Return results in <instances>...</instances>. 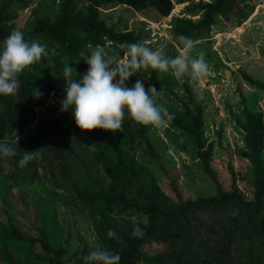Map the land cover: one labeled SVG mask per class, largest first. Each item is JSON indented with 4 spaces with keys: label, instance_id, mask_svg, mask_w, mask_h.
<instances>
[{
    "label": "trees",
    "instance_id": "trees-1",
    "mask_svg": "<svg viewBox=\"0 0 264 264\" xmlns=\"http://www.w3.org/2000/svg\"><path fill=\"white\" fill-rule=\"evenodd\" d=\"M29 2L0 0V46L16 30L18 15L13 7L25 6ZM112 4L141 15L154 12L161 19H167L174 9L171 0H63L54 20L42 16L31 31L24 33L29 42L46 45L48 55L18 75L16 95L0 96V144L15 151L10 157L14 175L7 173L4 162L0 163V184L20 179L28 181L29 174H36L34 154L26 165H20L23 152L28 148H24L19 138L35 121V108L43 107L51 93H62L67 87L70 78L64 76L66 66L72 67V74L82 75L81 64L97 46L111 43L127 48L130 43L149 40L150 33L144 32V28L119 31L110 26L102 11ZM187 13L192 17L200 14V18L197 22L175 20L173 35L177 42H180V36L194 41L215 26L217 17L225 22L238 20L243 9L235 0H212L188 9ZM241 75L255 89L262 87L246 73ZM183 88L188 102L183 104L182 110L170 102L156 103L166 107L171 114L172 118L167 122L170 130L180 132L190 144L184 146L169 135V130L159 129L168 137L169 148L198 159L206 174L216 183L209 167L213 147H206L202 135L203 110L195 102L189 85L185 83ZM37 90L39 97L34 94ZM240 102L243 116L230 114L244 132L246 157L254 181L251 199H247L235 183L228 190L219 186L215 195L195 201H185L177 193L176 198L171 199L149 174L155 165L162 166L158 145L165 146L147 126L137 124L126 115L121 129L107 136L106 131L99 129L81 132L73 119L64 117V130H74L83 140H90L89 144L96 150V160L110 180L106 192L94 190L88 182L89 187H82L77 198L82 205L80 208L94 222V232L102 249L119 254V264H264V127L261 115L247 109L244 97H240ZM59 133L44 137L31 134L28 147L34 146L33 141H40L42 145L35 154L43 165L55 163L62 171L65 170L63 154L70 145ZM50 142L55 145L48 146ZM56 142L62 143L58 146ZM84 172L83 180H88L92 173L86 167ZM4 201L6 204V200L0 197V202ZM26 207L29 208V203L23 198L22 205H15V213L6 209V213H10L0 218V262L5 263L4 260L8 259L7 264H20L17 259L12 260L11 255L5 256L7 250H12L15 254L27 252V264H65L61 250L51 245L43 227H35L38 238L19 231L14 216ZM133 216L146 217L147 223L126 220ZM118 217H125V220L119 222ZM137 224L143 229L142 237L132 236ZM110 230L117 236L110 237ZM149 244L158 246L151 255L142 251Z\"/></svg>",
    "mask_w": 264,
    "mask_h": 264
},
{
    "label": "rangeland",
    "instance_id": "rangeland-1",
    "mask_svg": "<svg viewBox=\"0 0 264 264\" xmlns=\"http://www.w3.org/2000/svg\"><path fill=\"white\" fill-rule=\"evenodd\" d=\"M29 1L28 5L13 7L18 15L15 29L23 33L31 31L42 16L54 20L63 0ZM211 1L171 0L174 9L167 19H161L154 12L143 15L133 13L126 7L115 4L109 5L102 12L107 23L119 31L125 28L129 30L135 28L139 31L144 28V32L150 33L149 40L144 42L146 46L153 50L164 46L166 55L174 58L183 51L182 43L177 42L173 35L175 20L188 19L197 22L200 14L192 17L187 10ZM235 1L243 9L241 18L225 22L217 17L215 26L193 41L194 48L190 57H195L200 52L205 54L210 67L208 76L194 78L189 74L177 79L171 71L160 73L151 69H140L126 82L131 87L137 79H141L145 89L155 86L159 91L156 102H170L180 110L183 109V104L188 102V95L183 88L186 83L193 92L195 102L203 110L202 135L206 147L208 145L213 147L209 167L216 183L206 174L198 159L184 151L169 148L168 137L159 128L147 126L150 133L156 139L162 140L163 145L167 147L166 149L158 145L162 166L155 165L149 174L171 199L176 198L177 193L185 201H195L215 195L219 186L228 190L234 183L247 199H251L254 181L246 157L244 132L236 125L230 112L243 116L240 97H244L247 109L255 115H261L264 127V0ZM104 48L108 57L115 58L114 65L120 59L126 58V47L105 43ZM81 67L84 69L81 73L83 75L88 66L84 62ZM227 71L231 74L230 78L225 74ZM242 72L260 82L262 87L255 89L248 85L241 75ZM77 75L78 73L72 74L67 85L70 80H75ZM64 96L65 90L59 94L51 93L43 107L35 108V121L20 136L24 148H28L27 152L34 154L36 174L34 176L29 174L28 181L20 179L18 182L0 184V197L6 200V204L5 201L0 202V218L10 213L8 211L6 213V209L14 212L15 205L17 207L22 205L24 198L29 203V208L20 209L16 215L14 214L19 231L38 238L35 227H43L51 245L61 250L65 264H90L85 257L91 251L102 247L94 232V222L80 208L82 205H79L77 195L82 191V187H86L85 185L89 187L88 182L94 190L106 192L110 180L97 162L96 150L89 144L90 140H83L74 130H64V117L73 119L71 110L66 113L60 111ZM163 128L169 130V135L182 145L190 144L180 132L170 130L168 124ZM58 132L63 135V141H68L70 145L66 152L63 146L65 154L62 162L65 170L62 171L55 163L52 166L48 163L43 165L42 160L35 154L36 149L42 145L40 141H33L34 146L28 147L29 135L36 133L44 137L53 136ZM110 133L112 132H107V136ZM262 141L264 157V135ZM61 143L56 142V145L60 146ZM50 144L55 145L50 142L48 146ZM48 146L47 148L51 150ZM11 159L0 154V163L4 162L7 173L13 176L14 167ZM85 167L92 173L88 180H83ZM91 179L93 181H90ZM85 191H88V188ZM123 220L125 217L117 218L119 222ZM126 220L147 223L146 217L142 216H133ZM157 247L155 244H149L143 247L142 251L151 255L158 250ZM7 251L5 256L11 255L12 260L17 259L20 264H27L29 261V256L28 258L25 256L27 252L15 254L12 250ZM2 261L0 264H7L8 259L4 260L5 263Z\"/></svg>",
    "mask_w": 264,
    "mask_h": 264
},
{
    "label": "clouds",
    "instance_id": "clouds-1",
    "mask_svg": "<svg viewBox=\"0 0 264 264\" xmlns=\"http://www.w3.org/2000/svg\"><path fill=\"white\" fill-rule=\"evenodd\" d=\"M178 39L183 45V51L174 58L166 55L164 46L153 50L143 42H136L127 45L126 58L120 59L115 65V58L108 57L103 46L92 49L85 60L87 71L77 75V80H70L65 88L60 111L66 113L71 110L75 126L81 132L94 129L118 132L126 115L139 125L163 128L172 117L166 107L156 103L159 95L157 88L150 86L145 89L141 79H137L131 87L126 82L140 69L160 73L171 71L177 79L189 74L194 78L208 76L210 67L205 54L200 52L190 57L194 42L185 36ZM46 55V45L38 41L29 42L20 30L11 32L0 46V96L16 95L18 75ZM72 72V67L66 66L64 76L71 78ZM34 94L37 97L40 95L38 90ZM23 153L21 166L32 159L31 152ZM0 154L11 157L15 151L9 147H0ZM108 235L116 237L117 233L110 230ZM143 235V229L137 224L132 236ZM85 259L90 264H119L120 256L96 249Z\"/></svg>",
    "mask_w": 264,
    "mask_h": 264
},
{
    "label": "water",
    "instance_id": "water-1",
    "mask_svg": "<svg viewBox=\"0 0 264 264\" xmlns=\"http://www.w3.org/2000/svg\"><path fill=\"white\" fill-rule=\"evenodd\" d=\"M225 74H226L227 78H230L231 77L230 72L227 71Z\"/></svg>",
    "mask_w": 264,
    "mask_h": 264
}]
</instances>
